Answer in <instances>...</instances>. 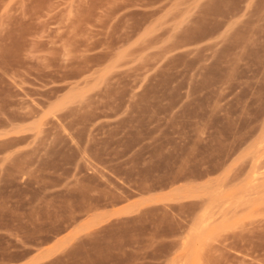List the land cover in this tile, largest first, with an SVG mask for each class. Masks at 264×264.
<instances>
[{
	"label": "rangeland",
	"instance_id": "1",
	"mask_svg": "<svg viewBox=\"0 0 264 264\" xmlns=\"http://www.w3.org/2000/svg\"><path fill=\"white\" fill-rule=\"evenodd\" d=\"M40 249L264 264V0H0V259Z\"/></svg>",
	"mask_w": 264,
	"mask_h": 264
},
{
	"label": "crops",
	"instance_id": "2",
	"mask_svg": "<svg viewBox=\"0 0 264 264\" xmlns=\"http://www.w3.org/2000/svg\"><path fill=\"white\" fill-rule=\"evenodd\" d=\"M19 249H26L24 245H20ZM40 250H29L15 259H0V264H47V257H43Z\"/></svg>",
	"mask_w": 264,
	"mask_h": 264
}]
</instances>
